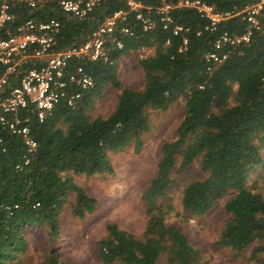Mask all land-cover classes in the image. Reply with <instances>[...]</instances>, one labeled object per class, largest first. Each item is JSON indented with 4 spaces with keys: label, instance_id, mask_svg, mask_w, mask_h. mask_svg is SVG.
Here are the masks:
<instances>
[{
    "label": "trees",
    "instance_id": "obj_1",
    "mask_svg": "<svg viewBox=\"0 0 264 264\" xmlns=\"http://www.w3.org/2000/svg\"><path fill=\"white\" fill-rule=\"evenodd\" d=\"M175 1L140 0L141 10L147 7L153 19L149 30H142L125 0H106L82 17L62 11L54 0H44L31 10L23 3L12 9L11 27L29 16L59 19V46L82 41L114 10L126 13L113 28L122 45L108 41L105 61L82 63L92 85L81 91L73 106L59 101L41 120L30 105L17 111L19 117H27L33 149L27 151L21 135L0 127V264H21L16 257L27 248L25 226H43L49 237L57 235L59 212L70 196L73 215L81 218L92 212L95 199L72 174L112 172L108 153L130 140L138 146L141 132L149 126L146 109L163 110L179 98L184 100L182 117L174 137L161 142L154 176L141 193L146 214L142 233L137 237L107 223L108 234L98 242L99 260L160 264L164 252L170 264H200L199 250L175 225L164 221L170 205L157 201L166 194L179 157L178 169L196 161L204 172L182 186V208L201 215L231 192L223 201L227 215L216 243L243 253L247 264H264V196L246 186L248 172L261 162L259 146L264 141V11L261 26L249 41L231 47L221 62L207 69L203 55L213 49L214 38L223 30L241 33L245 20L236 13L210 30L194 8L171 6V22L163 27L156 6ZM204 1L217 10H239L255 0ZM122 24L131 34L119 31ZM175 25L186 30L173 33ZM139 48H151L137 59L142 86H121L117 60ZM108 85L119 88L113 108L105 115H90L94 98ZM38 264L66 263L50 248Z\"/></svg>",
    "mask_w": 264,
    "mask_h": 264
},
{
    "label": "rangeland",
    "instance_id": "obj_2",
    "mask_svg": "<svg viewBox=\"0 0 264 264\" xmlns=\"http://www.w3.org/2000/svg\"><path fill=\"white\" fill-rule=\"evenodd\" d=\"M150 52L151 48H139L118 58L116 70L121 86H142L143 73L137 59ZM118 90V87L106 86L90 105V115L107 114L114 106ZM183 109V98L173 101L163 110L148 107L149 126L141 132L138 146L130 140L120 149L108 153L112 172L72 174L73 180L95 199L93 211L81 218L76 217L70 211V196L59 212L57 235L49 237L43 226H25L23 235L27 248L16 257L20 263L38 264L50 248H55L66 264H102L97 253L98 242L107 236L106 224L109 222L134 236H140L146 219L141 193L154 176L160 156L159 146L174 137ZM259 149L261 162L248 172L246 186L264 196V141ZM178 162L179 157H176L166 194L157 199L170 205L164 221L175 225L199 250L200 264H247L243 253H235L228 246L216 243L227 215L223 201L231 192L207 212L189 214L180 204V190L187 181L202 177L204 172L198 168L196 161L182 169H178ZM159 262L170 264L164 252L160 254Z\"/></svg>",
    "mask_w": 264,
    "mask_h": 264
},
{
    "label": "built area",
    "instance_id": "obj_3",
    "mask_svg": "<svg viewBox=\"0 0 264 264\" xmlns=\"http://www.w3.org/2000/svg\"><path fill=\"white\" fill-rule=\"evenodd\" d=\"M58 7L76 17H82L99 3L106 0H54ZM44 0H0V127L11 133L21 135L27 151L35 146L29 135L27 117H19L17 111L28 105L32 106L38 120L50 113L59 101L73 106L81 91L92 85V78L83 68L84 61L101 60L108 57L106 42H114L117 47L121 41L113 35V28L118 21L125 19L126 11L114 10L94 26L80 42L58 45L60 20L55 17L38 19L26 17L11 27L12 9L19 3L30 10L37 8ZM128 9L135 11L134 17L142 30L153 27L147 7L141 10L140 0H125ZM171 6L194 8L207 20L205 28H216L217 23L233 14L241 13L245 25L241 33L221 31L213 40V49L204 53L206 68L211 69L221 62L231 47L249 41L254 30L261 26L260 14L264 11V0H255L241 9L217 10L204 0H176L173 3L162 2L156 6L162 26L171 22L168 9ZM186 30L175 25L173 33ZM122 33L131 34V30L122 24ZM186 38H182L185 44ZM180 49V48H179ZM264 79V77H263ZM25 161L27 157L25 154Z\"/></svg>",
    "mask_w": 264,
    "mask_h": 264
}]
</instances>
